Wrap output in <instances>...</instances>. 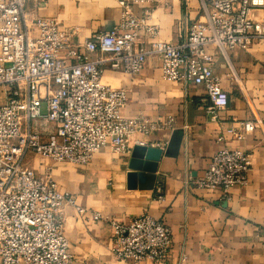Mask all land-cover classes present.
I'll use <instances>...</instances> for the list:
<instances>
[{"label": "built area", "instance_id": "built-area-1", "mask_svg": "<svg viewBox=\"0 0 264 264\" xmlns=\"http://www.w3.org/2000/svg\"><path fill=\"white\" fill-rule=\"evenodd\" d=\"M29 1L0 0V264H86L71 251L65 233L63 208L76 204L75 196L29 165V153L85 165L106 145L129 153L132 134L161 126L122 115L128 91L102 81L107 65L136 74L155 56L165 79L204 86L211 108L224 109L229 93L207 47L229 57L230 50L264 39V15H255L264 10V0L204 2L205 19L191 23L177 42L161 39L159 27L150 23V5L160 0H119L118 23L79 44L57 17L32 13ZM34 1L38 6L46 0ZM137 3L147 4L141 14ZM260 123L240 122L235 138L245 139ZM252 164L251 151L222 146L194 182L227 198L234 186L249 183ZM77 209L102 218L100 212ZM111 223L112 251L119 259L159 263L167 257L173 230L163 220L146 213ZM186 259L183 254L181 263Z\"/></svg>", "mask_w": 264, "mask_h": 264}, {"label": "crops", "instance_id": "crops-1", "mask_svg": "<svg viewBox=\"0 0 264 264\" xmlns=\"http://www.w3.org/2000/svg\"><path fill=\"white\" fill-rule=\"evenodd\" d=\"M204 2L210 0L157 1L150 5V23L159 27L161 39L180 41L191 23L205 19ZM35 4L30 0L28 9L36 15L57 17L74 44L112 29L121 17L119 0ZM146 7L137 3L136 13ZM255 15L262 17L264 10H256ZM207 51L229 93L224 109L211 108L204 86L165 79L155 56L136 74L107 65L102 81L128 91L122 115L140 116L161 126L149 133L132 134L129 153H116L106 145L85 165L29 153V165L40 175L51 174L62 191L75 196L76 204L67 202L63 208L65 233L71 251L84 263L264 264V39L247 49L230 50L229 57L214 45ZM256 118L261 119L260 126L243 140L235 138L233 132L240 122ZM136 145L163 149L152 189L128 187L129 161ZM226 145L251 151L253 164L249 183L234 186L229 197L223 198L222 191L200 187L194 181L204 175L213 155ZM78 205L100 212L102 218L80 214ZM146 213L173 230L167 257L159 263L119 259L112 251L111 220L129 222ZM183 254L187 259L181 263Z\"/></svg>", "mask_w": 264, "mask_h": 264}, {"label": "water", "instance_id": "water-1", "mask_svg": "<svg viewBox=\"0 0 264 264\" xmlns=\"http://www.w3.org/2000/svg\"><path fill=\"white\" fill-rule=\"evenodd\" d=\"M163 149L149 145H136L129 161L128 187L152 189L157 180V169Z\"/></svg>", "mask_w": 264, "mask_h": 264}]
</instances>
